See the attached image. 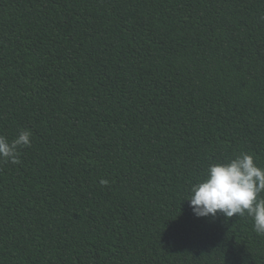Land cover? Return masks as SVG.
<instances>
[{
    "label": "trees",
    "instance_id": "trees-1",
    "mask_svg": "<svg viewBox=\"0 0 264 264\" xmlns=\"http://www.w3.org/2000/svg\"><path fill=\"white\" fill-rule=\"evenodd\" d=\"M22 129L0 264H264L250 218L187 200L210 163L264 167V0H0V134Z\"/></svg>",
    "mask_w": 264,
    "mask_h": 264
},
{
    "label": "clouds",
    "instance_id": "clouds-1",
    "mask_svg": "<svg viewBox=\"0 0 264 264\" xmlns=\"http://www.w3.org/2000/svg\"><path fill=\"white\" fill-rule=\"evenodd\" d=\"M32 133L22 129L13 139L0 134V161L19 163L20 149L31 145ZM106 184V180H101ZM264 167L251 152H240L222 162L210 163L202 179L192 184L187 198L196 218L227 220L247 216L254 231L264 235Z\"/></svg>",
    "mask_w": 264,
    "mask_h": 264
}]
</instances>
